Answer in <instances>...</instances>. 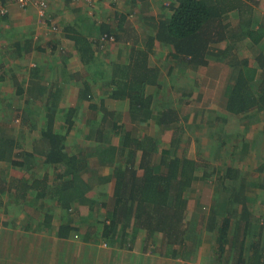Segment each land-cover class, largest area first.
Here are the masks:
<instances>
[{"label":"crops","instance_id":"crops-1","mask_svg":"<svg viewBox=\"0 0 264 264\" xmlns=\"http://www.w3.org/2000/svg\"><path fill=\"white\" fill-rule=\"evenodd\" d=\"M180 1L46 0L43 14L6 5L0 264L27 251L19 264H264V100L246 93L235 105L232 93L243 61L255 72L246 90L264 79V38L247 37L248 24L264 28V0H211L220 10L197 37L200 59L159 40ZM80 36L93 43L86 57ZM172 167L190 186L189 235L175 246L136 225L137 204L129 217L117 205Z\"/></svg>","mask_w":264,"mask_h":264},{"label":"trees","instance_id":"trees-1","mask_svg":"<svg viewBox=\"0 0 264 264\" xmlns=\"http://www.w3.org/2000/svg\"><path fill=\"white\" fill-rule=\"evenodd\" d=\"M212 3L213 1L211 0H181L172 17L167 21L168 23L160 27L159 33L161 37H159V40L167 45H174L177 51L182 54L192 55L193 58L197 59L198 57L200 59V56H202L200 55V51L206 42L197 37L203 33L206 25L215 19L220 10L212 5ZM248 25L247 37L255 45L262 43L264 28L261 27L257 32L253 33L250 29L251 25ZM103 35H106L107 39L111 37L106 32ZM75 43L82 57L88 56L93 43L84 36L75 38ZM257 61L261 66H264L262 53L257 58ZM240 64H243L246 69V78L232 92L233 94L236 93L235 105L244 100L246 93H250L253 96L260 94V97L264 100V79L263 81H257L258 86L255 91L246 90L244 82L254 79L255 72L254 70H250L249 72L247 61H243ZM236 65L237 61L234 59V68ZM125 75L129 76L130 72ZM132 75H135V77L140 75V78L149 79V76L146 78L142 73H134ZM6 146L5 148H10L11 144L10 147ZM6 155H11V153L3 152L0 160L11 162ZM187 172L188 169L182 171L183 178L189 175H186ZM146 177L147 179L135 186L134 194L128 200L130 202L124 200L122 197L118 200L117 205L119 206V210H122L124 217L126 214H129V210L131 209L127 205L130 203L133 205L137 204V212L134 218L138 227L146 229L151 235L162 233L167 244L170 246L183 245L188 238L189 232L185 224V213L182 202L184 193L190 187L189 183L181 180L180 175L175 172L173 167L170 169L167 177H158L152 174H146ZM126 209L127 213L124 212ZM113 224H116L114 220ZM229 224L230 220H226L223 227L217 232V244L221 248L226 244ZM105 234L107 235V232Z\"/></svg>","mask_w":264,"mask_h":264},{"label":"built area","instance_id":"built-area-1","mask_svg":"<svg viewBox=\"0 0 264 264\" xmlns=\"http://www.w3.org/2000/svg\"><path fill=\"white\" fill-rule=\"evenodd\" d=\"M120 0H112V2H119ZM153 2L157 3H163L166 0H152ZM9 2H15L19 6L23 8H27L30 5H35L38 7L41 14L45 12V9L47 8V2L46 0H0V16H4L7 13V7L6 5Z\"/></svg>","mask_w":264,"mask_h":264},{"label":"rangeland","instance_id":"rangeland-1","mask_svg":"<svg viewBox=\"0 0 264 264\" xmlns=\"http://www.w3.org/2000/svg\"><path fill=\"white\" fill-rule=\"evenodd\" d=\"M2 112H1V110H0V114H1ZM10 114H12L11 112H10ZM2 123H8V122H5V121H0V124H2ZM10 123V122H9ZM17 129H19L20 128V124L19 123H15V125H14ZM10 167V166H9ZM33 257V255L32 254H30L28 251L27 252H25L24 254L22 253V257H19L20 259H18V260H14L15 262H13V264H19L22 260H23V258H25V259H29V258H32ZM24 263V262H23Z\"/></svg>","mask_w":264,"mask_h":264}]
</instances>
